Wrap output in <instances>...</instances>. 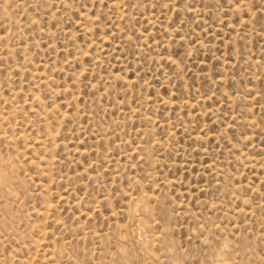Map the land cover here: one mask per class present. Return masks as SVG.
<instances>
[{
  "label": "rangeland",
  "instance_id": "374dc122",
  "mask_svg": "<svg viewBox=\"0 0 264 264\" xmlns=\"http://www.w3.org/2000/svg\"><path fill=\"white\" fill-rule=\"evenodd\" d=\"M0 264H264V0H0Z\"/></svg>",
  "mask_w": 264,
  "mask_h": 264
}]
</instances>
